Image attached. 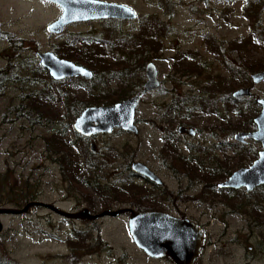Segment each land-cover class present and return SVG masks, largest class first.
Returning <instances> with one entry per match:
<instances>
[{
	"label": "rangeland",
	"instance_id": "374dc122",
	"mask_svg": "<svg viewBox=\"0 0 264 264\" xmlns=\"http://www.w3.org/2000/svg\"><path fill=\"white\" fill-rule=\"evenodd\" d=\"M248 3H251L249 7H254V9L256 7L260 11L258 16L260 21L258 34L260 36L257 33L250 35V24L254 23L256 14L252 16V21L242 14ZM197 8L196 18L199 19V22H196L195 17L180 7L179 16L176 19L178 26L170 29L172 30L170 34L163 36V49L159 50L157 58L151 60L158 69V76L162 83L160 88L143 95L136 108L135 119L139 134L134 135L131 132L114 130L109 134L87 137L86 147L89 148L90 142H94L95 157L105 166V169L98 173L102 179L109 181L124 179L128 174L126 166L136 159L150 164L159 175H162L168 185H176L173 177L163 166L159 151L164 142L165 130L166 134L170 133L171 130L176 129L181 120L199 130V133L194 137L185 136L182 138L181 142H183L184 148H181V151L187 153L184 142L200 147L203 152L197 156L204 160L203 163L217 166L221 169L219 173H224L223 175L216 174L215 181L225 179L229 172L238 168L236 162L239 157L244 159L245 166L250 164L256 156V151L260 149L257 142L248 140L246 149L251 153H238L240 150L237 149L238 147L234 144L237 142L233 139L236 131H231V126L237 125L242 117L236 112L230 111L231 106H228L229 111L221 110L222 104L218 102L215 107L210 106L209 112L206 109H200V107L195 108L192 103H188L189 110L181 112L184 115L183 119L178 116L170 125L164 121L166 112L169 110L167 106L172 102L174 96L201 99V92L204 90L201 86L208 89V78L205 77L208 72L214 75L213 81L216 82H221L220 78L223 76L229 82V86L234 82L241 81L239 75L237 76L238 81L233 80V82L230 79L229 70L222 67L220 57L212 51L214 44L224 49L225 59L241 73L247 72V62L264 64V0H204L197 3ZM18 14H22L21 20L18 21V27L22 28L23 33H26L24 35L29 37V32L34 28L35 22L38 31L37 37L42 42L41 50L46 49L47 34L44 25L57 16V8L49 9L38 5L32 15L25 14L24 8ZM99 26L98 23L75 25L63 32L61 37L54 38V41H62L69 35L71 38L76 35L73 32H88L89 35L95 33L103 37H108L109 33H113L110 27ZM123 30L132 31V28L124 27ZM211 40L215 41L210 43ZM232 40L240 41L237 42L235 50H231L228 46ZM182 51H186L187 56L182 55L185 59L181 60L179 53ZM187 64H198L201 70L200 74L195 77L194 73L181 74L177 72L189 71L184 69ZM40 66L36 56L18 58L0 54V70L13 67L16 70L15 67L18 68V82H10L3 88L0 87V190H5V186L9 184L18 186V191L21 186L28 185L31 192L38 193L34 200L52 202L67 211L88 207L87 195L91 197L93 204L97 205L100 199L93 196L90 190L86 188L78 190L62 180L57 164L47 156L44 148V137L58 127L66 128L68 135L72 140L74 139L73 134L69 131V128H73L74 121L71 125L67 124V127H64V124L70 120L71 113H68V109H64L59 100H55L58 89H62L63 94L66 93L68 101L76 96H81L83 91H65L68 90V87L61 84L59 80L47 77L48 72L47 75L42 73ZM131 69L133 70L130 74L123 76L133 84L140 80L143 84L144 69L141 70L135 65H132ZM109 81V87L113 89H116L121 83L117 79H109ZM140 85L136 88L137 91L141 88ZM245 85H251L253 93L264 98V81L258 84L245 81ZM218 92L219 90L216 93ZM211 103L213 102L211 101ZM75 105L77 109L82 107L76 101ZM19 106L21 109L17 115L12 109ZM258 111L257 106L253 113L257 114ZM24 114H29L30 119ZM39 115L41 123L35 121ZM221 116H224L225 119H220ZM221 140H227L230 143L229 150L218 149L217 145H220ZM248 195L245 196V203L248 199L257 204L259 220L264 223V187ZM0 204L14 206L8 202ZM113 206L116 208L117 204ZM97 207L95 206L93 210H96ZM220 207L224 206L216 208L220 209ZM245 207L241 210V214L229 216L226 219V224L221 220L212 219L209 226L214 238H221L224 231L227 230V234L223 236L226 240L239 237L243 240L245 246L240 243L231 244L234 257H219V259L229 261L230 264L244 261L245 252L255 251L259 242L264 238V230L261 234V227H257L255 220L250 215L252 209ZM35 211L38 213L50 212L43 207H38ZM54 217L56 218V216ZM22 218L31 220L33 223L18 226L20 230L28 229L25 231L26 234L17 236L20 254L23 261L35 262L32 255L36 248L41 251V249H46L51 242L45 234H33L32 231L35 229L46 230L48 226L45 224V220H37L35 216L18 215V220ZM38 221L40 223L35 224ZM102 222L103 236L110 243L116 246L124 243L121 242L122 240H126V244L131 243L126 231L127 217L105 218ZM40 237L43 238L41 243L38 240ZM248 246L253 248L249 250ZM262 255L264 257V254ZM252 264H264V259Z\"/></svg>",
	"mask_w": 264,
	"mask_h": 264
},
{
	"label": "flooded vegetation",
	"instance_id": "af4514ba",
	"mask_svg": "<svg viewBox=\"0 0 264 264\" xmlns=\"http://www.w3.org/2000/svg\"><path fill=\"white\" fill-rule=\"evenodd\" d=\"M92 1L100 4L123 6L122 8L126 7L128 9H125L132 11L134 16L127 17L125 15H108L84 20H76L65 24L59 32H56L50 29V25L54 21L58 20L63 12V8L60 4L51 0H0V54L18 58H33L36 56L39 59L40 53L51 51L58 57H61L57 54V52H61L62 49L71 51L73 48L79 47L81 44L79 40H77V36L89 33L73 32L76 35L70 33L74 36L70 38L69 36L71 35H69L68 38L66 37L67 39L65 38L62 41L59 40L57 42L54 41V38L61 37L63 32H65L68 28L83 23H98L100 24L99 27L122 29L124 27H155L161 29H173L178 26L176 19L178 18L181 10L180 7L188 11L192 17H195L197 22L199 20L196 18V15L198 14L197 3L204 0ZM38 5L49 9L56 7L58 10L57 16L44 25V29L47 34V48L42 50V42L37 37L38 31L35 22L34 28H32L29 32V37L24 35L26 33H23L22 28L18 27V21L22 18V14H18V12L24 8L25 14L29 13L32 15L33 12L37 10ZM126 12L127 11L124 13ZM171 31L172 30L162 33V38L165 34H170ZM70 41H72L71 44L69 43ZM250 88L252 89L251 86ZM154 90L148 92H152ZM233 92L231 93L233 98L241 99L245 97H252L255 102L256 95L254 93L250 96L234 97ZM173 99L174 97L171 101H173ZM221 100L222 97H220L217 102L221 104ZM221 110L229 111L228 107ZM182 116L184 115H182L180 111L179 117L183 119ZM220 119L225 118L224 116H221ZM180 122L176 129L171 130L170 133L166 134L165 130L164 142L159 151L160 158H162L164 164L163 166L173 177L176 185H168L162 175H159L156 169L145 162L143 163L160 178V182L154 181L147 176L138 175L131 167L132 162L136 161V159H134L126 166L128 174L125 177H129L128 180L120 179L119 181H109L100 177V180L96 181L99 186L104 187L109 193L108 199L110 200L108 201V205H110L108 207H103L101 201L98 202L97 205H94L93 202L90 204L86 200L88 207L85 206L83 208H88L91 214H97L106 209L118 210L128 208L135 212H164L176 218L186 219L198 226V229L200 230V243L195 255L189 254L187 258L180 263H177L168 255H161L159 257L152 256L147 251L142 249L134 240L128 226L129 216L131 213L129 211L119 214L118 216L127 217L126 231L128 239L131 243L126 244V240H122L121 242L124 243L116 246L104 238L102 220L105 218H116L118 216H103L98 219H77L69 218L50 210L48 213H38L35 211V209L38 208L36 207L33 211L22 214L0 213V264H230L229 261L219 259V257H234V253L231 251V244L234 245V243H240L242 246H245V244L243 243L241 237L226 240L223 236L227 234V230L224 231L221 238H214L213 233L209 228L211 220H221L226 224V219L229 216L241 214V210L245 207L246 194L252 193L257 189L264 187V185L258 186L250 192H246L244 187L233 189L221 186L220 183H223L233 171L227 174L225 179L215 181V176L219 173V171H221V169L217 166L203 163L204 160L197 156L199 153L203 152L200 147H197L196 144H186V142H184L187 153H183L181 151L184 148L183 142H181L182 138L185 136L194 137L199 133V130L195 129L190 124L184 123L183 121L181 123ZM179 127H184L186 130L180 132L178 130ZM189 128L194 130L193 135L188 132ZM255 128L256 126L254 129ZM114 130L123 131L118 128H115L112 131ZM238 132L241 131H237L236 133ZM98 134L92 136H96ZM92 136L85 137L90 138ZM236 142L244 145L245 147L248 140L246 142ZM219 144L220 145H217V147L218 149H222V151H227L230 148V143L227 142V140H221V143ZM258 145L260 146V149L256 151V156L251 163L258 157V152L261 150L260 143H258ZM89 150L92 153H95L96 148L92 151L89 146ZM179 160H186V163H178ZM250 164L245 167L250 166ZM98 197L99 196H97V198ZM114 204H117L116 208H114ZM12 205L14 206L11 207H18L16 204ZM222 205L224 206L223 208H216ZM0 206L6 205L0 204ZM95 206L98 207L96 210H93ZM81 209L82 208H75L73 210H69L68 212H77ZM18 215L35 216L37 220H45V224L48 226L46 230L35 229L32 231L33 234H45L51 242L46 249H41V251H39L40 249L36 248L35 253L32 255L35 258V262L23 261L17 242V236L26 234L27 232L25 231L28 230H20L18 229V226L29 225L33 223V221L25 220L23 218L18 220ZM54 216H56V218ZM40 221L35 222V224L40 223ZM38 240L41 243L43 238L40 237ZM248 247L249 250L253 248L251 246ZM262 259H264L263 255L255 250L249 253L245 252L244 261L236 264H252L253 262Z\"/></svg>",
	"mask_w": 264,
	"mask_h": 264
},
{
	"label": "trees",
	"instance_id": "16d2710c",
	"mask_svg": "<svg viewBox=\"0 0 264 264\" xmlns=\"http://www.w3.org/2000/svg\"><path fill=\"white\" fill-rule=\"evenodd\" d=\"M250 4L251 3H248L242 14L251 21L252 16L256 14L254 23L250 24V35L256 33L258 34V28L260 26L258 16L260 11H258L256 7L255 9L254 7H249ZM111 30L113 33H109L110 36L108 37H103L95 33L90 35L86 33L81 34L80 37L77 36V40H79L81 44L79 47H75L71 51L62 49L61 52H57L59 56L84 65L93 72V76L90 79H84L82 77H68L59 80V82L61 81V84L68 87V90L65 91H83L81 96H76L72 98L71 101H68L69 98L66 96V93L64 92L65 94H63L62 89H58L57 93L60 97L57 95L55 100H59L64 109H68V113H71L70 120L64 124V127H67V124L71 125L82 109L87 106L112 104L138 93L139 91H137L136 88L141 84L142 80L133 84L123 75L130 74V72H132V65H135V67H139V69L141 68V70H143L146 61L148 62L157 58L159 50L163 49L162 33H166L170 29L140 27L132 28V31H124L122 28H111ZM237 40H232L228 43L231 50L236 49L237 42H240ZM214 41L211 40L210 43H213ZM69 43L71 44L72 41ZM212 51L220 57L222 67L225 70H229V74L231 75L230 79L232 81H238L237 76L239 75L241 77V81H233L234 84L232 83L231 86H229V82H227L226 78L223 76L222 78L219 77L220 81L222 79V83L216 82L213 81L214 75H211L210 72H208L205 74V77L208 78V89L201 86L204 89V92H201V99H196L195 97L190 98L188 96L183 98H180L177 95L174 96L173 101L168 104L169 110L166 112L164 121L169 123V125L173 124L179 116L180 111L183 112L185 110H189L187 105L188 103H192L195 108L200 107V109L203 108L209 112L210 106L212 108L215 107L218 99L222 97L221 109L231 106L230 111L236 112L242 117L237 125L234 124L231 126V131L237 132L253 130L255 127L253 117L256 115L253 112L255 111L257 104L254 102L252 97L237 99L233 98L231 93L235 89L241 87H250L251 85H245V81H251V73L264 70V64L260 62H247V72L241 73L240 70L235 69L232 63L225 59L224 49L221 46L214 44V50L212 49ZM179 54L181 60L185 59L182 55L187 56L186 51H182ZM240 58L243 59V57ZM15 69L16 70H14L13 67L0 70L1 88L8 85L10 82H18V68L15 67ZM184 69L190 71L177 72H180L181 74L194 73L195 77L201 72L198 64H187ZM40 70L42 73L47 75V70L44 67L40 66ZM49 76L50 75H47V77ZM109 79H117L121 83L116 89H113L109 87ZM142 85L143 84L140 86L142 87ZM218 90L219 92L216 93ZM75 101L82 107L77 109ZM211 101L213 103H211ZM30 102L32 103V101ZM20 109L21 107L19 106L13 107L12 110L18 115V111H20ZM31 109L35 110L33 108ZM213 110L215 111L216 109ZM40 115L35 118V121L38 123L42 122ZM24 116L30 119L29 114H24ZM69 131L73 134V140L68 135V132H66V128L62 129L60 127L55 128L49 135L44 137V148L47 156L57 164L64 182H67L70 186L76 187L78 190L82 188L90 190L92 195L100 197L103 207H108V201L110 200L108 199L109 193L104 187L99 186L98 182H96L100 180L98 173L105 169L104 164L98 161L95 157L96 154L92 153L89 148L86 147L85 142H87V137L77 133L73 128H69ZM234 144L238 147L237 149L240 150L238 153H251L250 150L246 149L247 146L244 147V145L240 143ZM243 160L244 159L241 157L237 159L236 164L238 167L245 166ZM178 163H186V160H179ZM223 174L224 173L221 175ZM124 179L128 180L129 177H124ZM16 191L18 193H15ZM0 192V203L8 202L18 206H23L28 201L34 200V198L38 195L36 192H31L28 185L21 186L18 191V186L9 184L5 186V190H0ZM86 199L90 204H92V199L89 195H87ZM245 204V208L252 209L250 215L255 220L257 227H261L260 233L262 234L264 230V223L259 220L257 211L259 208H257V204L248 199ZM255 250L264 254V238L263 241L259 242Z\"/></svg>",
	"mask_w": 264,
	"mask_h": 264
},
{
	"label": "water",
	"instance_id": "95a60500",
	"mask_svg": "<svg viewBox=\"0 0 264 264\" xmlns=\"http://www.w3.org/2000/svg\"><path fill=\"white\" fill-rule=\"evenodd\" d=\"M60 4L63 12L60 18L50 25V29L59 32L62 27L72 21L84 20L102 16L133 17L134 14L128 8L110 4H100L92 0H51ZM127 11L126 13H124ZM39 62L47 69L48 74L55 80L68 77H82L90 79L93 72L86 66L58 57L51 51L39 54ZM145 81L140 91L130 97L108 105H91L85 107L75 118L73 129L85 136L98 133H111L118 128L126 132L138 134L136 124V108L143 95L161 85L158 69L153 61H148L144 67ZM253 84L264 81V70L250 74ZM253 91L250 87H242L233 92L234 97L250 96ZM259 106V112L253 118L256 128L252 131H241L234 134V139L239 142L253 140L260 143L261 150L258 157L248 167H240L233 171L229 177L220 183L221 186L229 188L244 187L246 192L252 191L258 186L264 185V98L255 97ZM180 132L186 128L179 127ZM193 135L194 130L188 129ZM90 149L94 151L95 143L90 142ZM131 167L135 173L147 176L154 181L160 182V178L154 174L143 162L133 161ZM36 207H43L50 211L60 213L69 218L98 219L103 216H118L127 211L131 212L128 226L136 243L149 254L155 257L168 255L177 263L182 262L189 254H196L200 243V230L186 219L176 218L164 212L147 211L135 212L128 208L118 210L106 209L97 214H91L88 208H82L77 212H68L51 202L42 200H31L22 207L0 206V213L22 214L33 211Z\"/></svg>",
	"mask_w": 264,
	"mask_h": 264
}]
</instances>
